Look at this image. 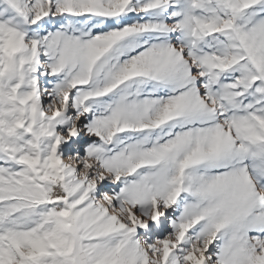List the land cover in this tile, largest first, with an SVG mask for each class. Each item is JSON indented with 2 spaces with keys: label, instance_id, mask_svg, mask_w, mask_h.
<instances>
[{
  "label": "snow or ice",
  "instance_id": "obj_1",
  "mask_svg": "<svg viewBox=\"0 0 264 264\" xmlns=\"http://www.w3.org/2000/svg\"><path fill=\"white\" fill-rule=\"evenodd\" d=\"M0 264H264V0H0Z\"/></svg>",
  "mask_w": 264,
  "mask_h": 264
}]
</instances>
